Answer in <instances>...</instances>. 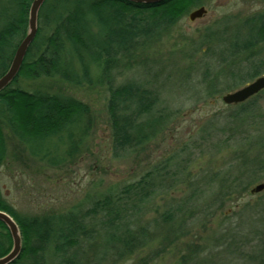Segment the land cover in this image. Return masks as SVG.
<instances>
[{
	"label": "rangeland",
	"instance_id": "obj_1",
	"mask_svg": "<svg viewBox=\"0 0 264 264\" xmlns=\"http://www.w3.org/2000/svg\"><path fill=\"white\" fill-rule=\"evenodd\" d=\"M203 7V18L190 22L185 15L132 61L113 70L114 86L145 83L158 96L155 113L168 116L140 151L113 157L108 93L96 81L74 87L55 80H18L17 86L26 91L57 93L87 105L90 126L71 156L59 145L50 156L57 159L56 166L32 158L5 130L0 191L15 212L41 216L76 207L85 211L94 199L179 156L187 161L182 181L154 197L133 227L149 225L152 232L162 215L170 213L167 225L175 229L174 238L168 236L164 249L159 250L156 240L115 264H185L193 250L204 263L249 264L248 256L264 244V192L249 193L264 182V90L244 106L225 105L222 97L264 75V70L255 78L249 75L250 59L264 58V42L235 58L229 55L231 33L242 21L264 13V0H207ZM97 76L95 72L92 78ZM249 107L263 115L262 126H252L245 113L238 115Z\"/></svg>",
	"mask_w": 264,
	"mask_h": 264
},
{
	"label": "trees",
	"instance_id": "obj_2",
	"mask_svg": "<svg viewBox=\"0 0 264 264\" xmlns=\"http://www.w3.org/2000/svg\"><path fill=\"white\" fill-rule=\"evenodd\" d=\"M32 1L0 0V77L26 36ZM206 1L165 0L144 5L125 0H47L39 10L37 33L18 75L0 92V167L7 154L5 130L32 158L52 166L58 161L50 156L59 150V145L64 146L63 154L71 156L89 133L87 105L57 93L26 91L17 86L19 79L55 80L74 87L91 86L96 81L108 93L106 109L113 157L119 159L142 150L168 116L155 113L158 96L145 83L114 86L113 70L121 62L132 61L146 45L162 38ZM231 37L232 58L263 43L264 13L242 21ZM252 60L253 73L249 75L255 78L264 70V58ZM95 72L98 76L94 80ZM253 109H241L238 115L245 113V120L254 121L252 126L258 128L263 115ZM262 162L263 169L264 156ZM186 168V159L168 158L139 180L94 199L85 211L76 207L59 214L20 215L5 202L0 191V212L12 218L21 238V251L10 264H115L156 240L159 250L164 249L170 241L168 236L174 238L175 233L168 226L170 213L162 215V223L152 232L149 225L136 230L133 227L154 197L182 181ZM11 248L9 231L0 222V258ZM198 252L193 250V255L184 259L185 264H208L204 263L206 259L198 258ZM248 257L249 264H264V244L256 246Z\"/></svg>",
	"mask_w": 264,
	"mask_h": 264
},
{
	"label": "water",
	"instance_id": "obj_3",
	"mask_svg": "<svg viewBox=\"0 0 264 264\" xmlns=\"http://www.w3.org/2000/svg\"><path fill=\"white\" fill-rule=\"evenodd\" d=\"M47 0H33L28 11V23H27V33L23 40L17 46L11 63L9 65L6 73L0 77V92L6 89L16 78L21 68L24 57L31 43L33 42L37 33V23H38V13L43 4ZM130 3L144 4V5H154L159 4L165 0H125ZM206 15V10L204 7H200L193 10L188 14V20L194 22L203 18ZM264 90V75L256 78L251 83L245 85L243 88L226 94L222 97V102L225 105H238L246 102L250 98L259 94ZM264 192V182L253 187L249 193L251 195L259 194ZM0 222H2L8 229L12 240L11 251L4 257L0 258V264H10L19 255L21 251V238L18 227L15 222L7 214L0 212Z\"/></svg>",
	"mask_w": 264,
	"mask_h": 264
}]
</instances>
